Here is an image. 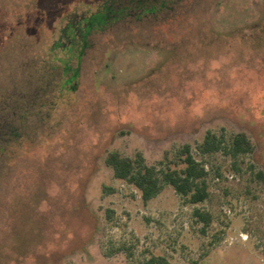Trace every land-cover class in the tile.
<instances>
[{
	"label": "rangeland",
	"instance_id": "374dc122",
	"mask_svg": "<svg viewBox=\"0 0 264 264\" xmlns=\"http://www.w3.org/2000/svg\"><path fill=\"white\" fill-rule=\"evenodd\" d=\"M109 1L0 0V264H264V0H113L125 13L63 52ZM207 131L252 151L201 157ZM185 144L208 172L196 206L143 203L103 161Z\"/></svg>",
	"mask_w": 264,
	"mask_h": 264
},
{
	"label": "trees",
	"instance_id": "16d2710c",
	"mask_svg": "<svg viewBox=\"0 0 264 264\" xmlns=\"http://www.w3.org/2000/svg\"><path fill=\"white\" fill-rule=\"evenodd\" d=\"M110 2V3H109ZM98 8L92 15L83 20L81 29L72 23L68 24L63 31V37L69 39V45H65L63 52L72 55L78 43L84 42L86 35L93 29L107 26L111 20H116L115 16H122L126 9L115 10L113 0H110ZM141 4L139 3V6ZM156 10L152 7L150 11ZM146 10L145 12H150ZM112 17V18H111ZM82 30L84 32H82ZM78 41V42H77ZM57 44L55 47H60ZM63 62V61H62ZM69 68L65 67V71ZM69 81H67V84ZM10 125L3 123L0 119V160L5 157L8 142H4ZM12 136L17 137V134ZM196 151L201 157L222 153L233 160L236 167V160L252 151V143L244 132H237L230 139L223 135H216L207 131L200 143L196 145ZM104 164L108 167L114 179L132 186L139 192L143 203L157 197L165 187H171L174 193L186 205L196 206L204 202L209 197V186L207 184L208 172L203 162L197 161L192 155L191 146L185 144L181 146L174 156L165 155L156 165H149L141 154L133 158L124 157L118 151L106 153ZM254 178L264 183V172L255 173ZM193 217L196 223H201L203 229L211 224V216L198 208L193 210ZM204 232V230H202ZM141 264H170L163 256L150 255Z\"/></svg>",
	"mask_w": 264,
	"mask_h": 264
}]
</instances>
